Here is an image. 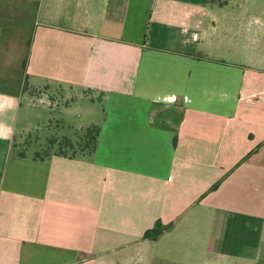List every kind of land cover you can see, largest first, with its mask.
Wrapping results in <instances>:
<instances>
[{
	"label": "crops",
	"instance_id": "1",
	"mask_svg": "<svg viewBox=\"0 0 264 264\" xmlns=\"http://www.w3.org/2000/svg\"><path fill=\"white\" fill-rule=\"evenodd\" d=\"M0 264H264V0H0Z\"/></svg>",
	"mask_w": 264,
	"mask_h": 264
},
{
	"label": "rangeland",
	"instance_id": "2",
	"mask_svg": "<svg viewBox=\"0 0 264 264\" xmlns=\"http://www.w3.org/2000/svg\"><path fill=\"white\" fill-rule=\"evenodd\" d=\"M46 89L31 90L35 97H40ZM50 95L46 98L56 108L67 104L76 96V93L64 88L50 89ZM38 105V103H37ZM86 130H71L64 125L55 123L53 120L41 125L39 128L17 137L14 140V148L20 154L35 156L36 154L46 158L55 153L68 156H77L90 153L92 143L89 138H84Z\"/></svg>",
	"mask_w": 264,
	"mask_h": 264
},
{
	"label": "trees",
	"instance_id": "3",
	"mask_svg": "<svg viewBox=\"0 0 264 264\" xmlns=\"http://www.w3.org/2000/svg\"><path fill=\"white\" fill-rule=\"evenodd\" d=\"M209 2H214V1H218V0H208ZM86 130V134L84 136V138H89L91 140V143H92V150L93 151L96 147V142H97V135H98V128L96 127H90V128H87L85 129ZM52 155H64L62 153H55V154H52ZM51 155V156H52ZM50 157V156H48ZM46 157V158H48ZM34 158H37V159H44L43 157L39 156V155H35ZM161 233V229H159L158 227H155L151 230H147L145 233H144V238H155L156 236H158L159 234Z\"/></svg>",
	"mask_w": 264,
	"mask_h": 264
}]
</instances>
